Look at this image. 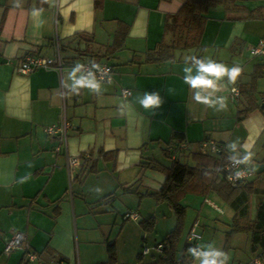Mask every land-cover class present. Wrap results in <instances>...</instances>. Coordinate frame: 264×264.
I'll return each mask as SVG.
<instances>
[{
  "label": "crops",
  "instance_id": "obj_1",
  "mask_svg": "<svg viewBox=\"0 0 264 264\" xmlns=\"http://www.w3.org/2000/svg\"><path fill=\"white\" fill-rule=\"evenodd\" d=\"M184 2L0 0V264H101L109 258V247L115 248L118 264H151L162 255L147 244L156 224L153 232L141 225L150 218L162 219L155 217L159 204L149 193L159 190L166 177L144 163L155 160L170 166L178 155L174 148L182 141L187 146H180L177 158L195 165L197 152L221 153L203 151L202 143H215L228 155L227 144L239 140L253 154L249 166L264 165V111L254 110L239 120L252 84L257 102L263 103L264 72L258 79L253 74L264 61L250 49L264 38V0H237L207 14L204 59L243 69L234 84L225 83L217 93L227 97L226 111L195 101L194 90L183 82L186 62H145L149 52L169 39L168 17ZM33 9H41V14L34 17ZM57 45L62 72L18 71L28 55L54 58ZM93 62L113 67L112 80L101 82L99 94L86 88L76 94L65 87L71 64ZM233 87L240 89L239 99L232 98ZM125 89L132 91L130 97L123 95ZM153 91L164 102L159 109L145 110L137 98ZM124 104L129 107L122 111ZM50 127L60 130L49 135ZM178 133L182 140L175 138ZM74 157L82 165L70 168ZM25 177L30 179L22 183ZM256 188L246 212L251 221L264 198V171ZM192 194L190 203L198 200L202 210L190 230L195 222L200 225L198 217L202 219L201 213L212 204L210 194ZM127 195L140 201L153 198V206L135 212L119 203ZM228 206L229 212L215 210V220L231 231L236 211ZM128 213L138 219L126 218ZM190 216L189 221L194 214ZM18 231L27 235L24 248L5 254L7 240ZM238 235L246 236L252 249L251 235ZM146 248L150 252L139 260ZM28 250L38 255L36 261L27 260ZM261 252L258 248L252 259ZM148 256L156 258L147 261Z\"/></svg>",
  "mask_w": 264,
  "mask_h": 264
},
{
  "label": "trees",
  "instance_id": "obj_2",
  "mask_svg": "<svg viewBox=\"0 0 264 264\" xmlns=\"http://www.w3.org/2000/svg\"><path fill=\"white\" fill-rule=\"evenodd\" d=\"M237 0H185L179 12L168 17L165 26L166 33L170 34L169 39L163 41L156 49L149 52L146 56V63L163 64L173 62H186L191 56L203 58L202 37L208 20L207 14L210 9L219 5L229 8ZM258 68L254 75L258 79L260 73L264 72ZM251 97L248 99L245 109L240 111L239 120L246 118L252 111L261 109L264 103H258L255 97L256 86L251 85ZM244 93V91H243ZM175 138H181V135L175 134ZM181 143L174 148V154L178 153ZM219 147V146H218ZM220 148V147H219ZM219 156L208 154L207 152H197L195 156V165L189 162H182L176 158L170 166L163 165L155 160L143 164V166L163 173L166 177L164 184L159 190L149 193L158 204L168 203L174 216L176 217L175 228L167 235L160 244L165 245L160 258L151 264H185L186 255L178 259L177 244L180 241L181 229L186 219L187 207L182 204V200L189 193L207 195L216 192L221 199L233 207L236 211L229 236L235 234L247 233L251 235L252 250L255 252L258 248L264 251V198L260 201L255 220L251 221L247 217L249 199L252 194L258 192L256 188V179L240 182L236 185L226 181V165L228 155L223 148ZM171 148L167 149V157L171 158ZM183 153V152H182ZM87 162V161H86ZM156 218H150L142 222L143 228L147 232H153L156 224ZM190 245L185 246V251ZM144 254L141 253L139 260ZM191 263V262H189ZM101 264H118L117 253L114 247H109V258Z\"/></svg>",
  "mask_w": 264,
  "mask_h": 264
},
{
  "label": "clouds",
  "instance_id": "obj_3",
  "mask_svg": "<svg viewBox=\"0 0 264 264\" xmlns=\"http://www.w3.org/2000/svg\"><path fill=\"white\" fill-rule=\"evenodd\" d=\"M41 9H33L32 15L39 16ZM103 71L96 63L91 66L77 63L67 73L65 87L72 93L79 94L80 89H89L99 94L101 92V82L97 79L96 72ZM243 69L239 65L227 66L224 63H218L213 59H203L191 56L186 61L183 68V82L190 89L194 90V99L196 102L214 108L217 111H226L228 108L227 97L217 95L225 88V83L234 84L237 78L241 76ZM225 78L226 82H225ZM68 81H71L69 84ZM139 105L145 110L159 109L163 104V99L159 92H144L137 98ZM129 107L124 104L121 106L123 111ZM228 151V161L233 167L237 168L234 176L237 180L241 179L246 171L254 169L241 170L239 166L249 165L253 159V154L247 150L245 145H241L239 140L230 142L226 146ZM243 149V151H242ZM30 177H25L21 182H27ZM99 191V189H96ZM189 252L199 264H228L229 256L223 250L216 248L212 244L202 247H193Z\"/></svg>",
  "mask_w": 264,
  "mask_h": 264
},
{
  "label": "rangeland",
  "instance_id": "obj_4",
  "mask_svg": "<svg viewBox=\"0 0 264 264\" xmlns=\"http://www.w3.org/2000/svg\"><path fill=\"white\" fill-rule=\"evenodd\" d=\"M258 177L259 175H256V180L258 179ZM192 195V193H189L182 200V203L188 206L186 211V220L181 229V239L179 243V257L181 260L183 253L186 255V261L188 263L185 264H199V261L195 260V258H193L189 252V249H191L192 247L185 251L186 238H188V233H190V226L191 224H193V221L197 218L198 214H200L202 210L201 204L197 205V203L199 202L198 200L191 201L190 203V197H192ZM152 199L150 198L149 200H147L146 198H144L143 201H140V199L134 195H127L121 196L119 203H124L126 207L129 206L130 208H133L135 212H138L140 209L145 210L151 203L153 206L154 201ZM208 201L212 204H208L209 206L206 207L205 210L201 213L202 219L201 217H198L200 220V225L198 223L196 231L202 237L200 246L202 247L204 245L212 244L216 248L223 250L229 256L228 264H239L240 262H242L240 264H249L250 260L254 256V252L251 249V245L247 242L246 236L235 234L233 237L229 238L228 233L230 231V228L227 229V227H224L225 225L223 223L217 222L215 220L217 216V212H215V210L224 209V211L229 212L231 208L226 202H224L218 195L214 193L210 194V198ZM156 209L157 208H155V211ZM192 214H194V217L191 221H189L188 216L191 218L190 215ZM145 217H147V215ZM155 221L156 231L154 233H149L147 241V244L151 245L150 248H152L153 250L155 249V245L164 240L167 237L166 235L175 228L174 226H176V217L174 216L169 218H162L161 220L156 219ZM151 258L155 259L156 257L148 256L147 261H152L153 259Z\"/></svg>",
  "mask_w": 264,
  "mask_h": 264
},
{
  "label": "built area",
  "instance_id": "obj_5",
  "mask_svg": "<svg viewBox=\"0 0 264 264\" xmlns=\"http://www.w3.org/2000/svg\"><path fill=\"white\" fill-rule=\"evenodd\" d=\"M250 54L253 57L259 58L261 60L264 61V38L261 39L256 45L252 46L250 49ZM75 65L71 64L70 67H74ZM86 66H91V63L86 64ZM101 69H103V71H97L96 75H97V79L100 80V82H108L112 80V73H113V67L110 66L109 64H102L99 65ZM64 61L61 55V51H60V47L59 45H57V55L54 58H46L40 55H28L20 64L18 71L20 73L23 74H29L34 72L37 69H56L60 72L63 71L64 69ZM123 95L125 97H130L132 95V91L125 89L123 90ZM231 96L233 99H239L241 96V91L238 87H233L231 89ZM68 126L65 125L64 127V132H66ZM58 130H60L59 127H50L47 129V133L49 135H54L58 132ZM186 143H182L181 147L182 149H186ZM202 146V150L206 151L208 149H210L212 152H216V151H220V148L218 147L217 144L215 143H211V142H204L201 144ZM82 164L81 159L79 157H74V158H70L69 161V167L73 168V167H80ZM239 168L241 170L244 169H254L253 167L247 166V165H241L239 166ZM226 169V181H228L231 184H238L240 182L243 181H247L250 180L251 178H253L255 176V171L251 170V171H246L245 175L237 180L234 176V173L237 171L236 167H233L231 165V163H229L228 165H226L225 167ZM126 218H131L134 220L138 219V215L135 213H128L125 215ZM198 227V223H195V225L192 227L187 241L188 244L193 248V247H201L200 243L202 240V237L197 233L196 229ZM27 242V235L25 232L23 231H18L16 233L13 234V236H11L6 244H5V248H4V252L5 254H10L16 250L22 249L25 246V243ZM157 252H163V250L165 249V245L164 244H159L155 247ZM150 252V250L148 248H146L143 251L144 255H147ZM38 259V255L35 252H31L28 250L27 253V260L29 262L32 261H36ZM249 264H264V251H262L259 255H257L256 257H254Z\"/></svg>",
  "mask_w": 264,
  "mask_h": 264
},
{
  "label": "water",
  "instance_id": "obj_6",
  "mask_svg": "<svg viewBox=\"0 0 264 264\" xmlns=\"http://www.w3.org/2000/svg\"><path fill=\"white\" fill-rule=\"evenodd\" d=\"M254 171H255V174H257V175L262 174L264 171V165L257 163L254 166ZM172 215H173V211L171 210L168 203H161L157 206V209L155 211V217H157V218H169Z\"/></svg>",
  "mask_w": 264,
  "mask_h": 264
}]
</instances>
